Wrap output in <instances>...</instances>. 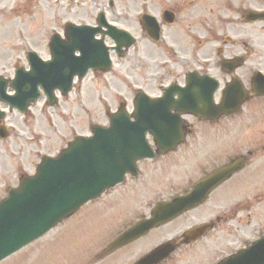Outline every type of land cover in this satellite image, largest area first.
I'll list each match as a JSON object with an SVG mask.
<instances>
[{
	"label": "rangeland",
	"instance_id": "obj_1",
	"mask_svg": "<svg viewBox=\"0 0 264 264\" xmlns=\"http://www.w3.org/2000/svg\"><path fill=\"white\" fill-rule=\"evenodd\" d=\"M109 1L0 0V6L5 8L6 13L0 33V71H13L14 65L27 66L25 50H36L47 58L54 32L63 34L68 22L95 24L101 11H106L109 20L128 29L138 38V43L127 53L114 56L112 69L100 73L90 72L86 78L77 79L69 95H59V104L52 106L46 102V114L39 116L37 128L33 123L37 135L27 136L35 137L34 141H28L27 144L21 140L15 145L8 142L5 156L8 159L17 156L18 161L22 158L21 163L28 173L35 172V165L44 155L59 154L74 140L76 134L89 135L94 125H109L108 113L117 110L122 103L127 102L131 109L138 89L142 88L151 95H160L163 93L162 84L165 86L171 81H183L187 71L202 65L196 63L197 58L207 61L210 56L245 57L246 62L237 65L240 68L235 74L250 92L255 71H264V28L257 21H245L240 14L243 10L255 8V0H114L112 9ZM165 8L175 10L177 20L173 24L163 25V40L154 42L140 24V16L147 9L160 19ZM219 47L223 48V52L218 53ZM221 72L220 68L210 70L218 78L234 80L235 75ZM220 96L219 92L217 100ZM39 104L41 106L43 103ZM186 118L193 123L195 135H201L205 141H224L221 150L229 153L252 151L255 164L248 166L249 181L243 184L241 190L252 191L250 181L259 186V190L264 189V98L252 94L238 113L217 121L195 116ZM199 141L198 138L192 144L185 143L180 150H208L210 146L214 149L215 145H220L215 142L205 147L203 142L198 144ZM20 147L18 153H10L12 148L17 151ZM23 149L26 151L23 152ZM3 152L1 148L0 153ZM174 156L168 154L162 159L144 160L140 165L142 184L121 185L106 192L43 238L0 264H92L99 252L118 234V230L134 223L145 213L149 214L156 198L167 196L168 192L177 193L187 186L184 184L189 169L187 173L185 168L172 163L163 165L162 160H176ZM12 162L15 164L16 158ZM6 166H0V199L7 195L11 186L19 183L15 168ZM19 169L16 167L17 171ZM261 193L263 199L255 200L254 208L241 214L244 224H232L234 231L227 235L229 239L239 243L252 241L264 234V192ZM209 207L202 209L199 215L196 212L189 213L95 264H134L158 244L163 235L164 241L203 220L199 217L209 214ZM222 241L226 243L227 240ZM203 251L213 252V249L208 246Z\"/></svg>",
	"mask_w": 264,
	"mask_h": 264
},
{
	"label": "water",
	"instance_id": "obj_2",
	"mask_svg": "<svg viewBox=\"0 0 264 264\" xmlns=\"http://www.w3.org/2000/svg\"><path fill=\"white\" fill-rule=\"evenodd\" d=\"M146 19L154 22L155 37L159 39L160 27L154 18L146 16ZM67 33V41H63L59 34L54 36L52 61L44 62L38 55H30L32 70L20 72L16 81V87L21 88L23 95L41 85L53 98L57 88L68 93L75 75L83 77L90 67H97L102 62L106 63L105 67L110 66L108 55L101 53L100 42L94 41L95 31L92 27L71 23ZM131 43L128 42V45ZM76 51H80L81 55H76ZM240 61L241 58L236 60L237 63ZM259 78L264 79L260 72L254 81L263 82ZM215 89L216 86H210L209 91L200 88L198 94L211 104ZM193 92V86L184 92L181 104L187 107L181 111L198 109L200 100L194 97ZM234 96L235 90L228 91L220 112L238 110L243 100L234 101ZM168 102L167 97L154 101L139 94L135 121H132V115L123 106L111 115L110 127L95 126L92 136H78L59 156L46 157L36 175L25 177L20 186L0 202V261L42 237L89 200L123 181L127 171H136L139 159L153 157L155 153L147 139L148 132L156 137L162 150L176 147L184 137L181 132V112L173 113ZM188 107L192 108L186 110ZM215 110L208 108L204 111L208 116L215 117L218 115ZM235 167L232 164L215 171L199 182L190 194L160 202L153 209L151 218L128 229L107 251L135 241L153 228L198 205L202 201L201 195L210 191L207 187L214 183L216 185L215 180L229 176ZM206 228L207 225L193 233L200 235ZM165 255L163 247L157 248L142 258L139 264H156ZM223 264H264V237Z\"/></svg>",
	"mask_w": 264,
	"mask_h": 264
},
{
	"label": "flooded vegetation",
	"instance_id": "obj_3",
	"mask_svg": "<svg viewBox=\"0 0 264 264\" xmlns=\"http://www.w3.org/2000/svg\"><path fill=\"white\" fill-rule=\"evenodd\" d=\"M255 1L257 3L255 8H257L258 10H264V0H255ZM0 4H2V2H0ZM20 7L21 4L19 8ZM166 9H170L177 17V13L175 10H173L172 8H165L164 10ZM243 12L244 10L242 11V13ZM0 15H1L0 18V33H1L4 27V25L2 27V22L5 21L6 19L5 8L1 6H0ZM258 23L262 25L264 21H259ZM261 25L260 27L264 28V26ZM145 31L147 35L150 37L148 31L147 30ZM107 39L108 37L106 38V41ZM113 44L114 43H110L111 54L116 52ZM219 50L223 52V48L222 49L219 48ZM222 62H223V58H219V57H216V59H214L212 56H210V58H208V60L205 62H201L197 58L196 63L202 64L200 66L198 65L197 70L200 72V74H210V70L220 68V70L222 71L221 73L223 74V72L226 71H224V69L222 68ZM205 65L209 67L204 68ZM18 67L19 65H14L13 71H6L5 69L0 71V76L3 77V79H0V149L2 148V150L4 151L2 154L0 153V166L7 164L6 168L7 167L15 168L18 162L17 156H12L9 159L5 156L6 153L5 149L7 150L8 148V142L10 143V145H15L18 144L21 140H24V142H26L27 144H29L28 141H34L35 137H27V136L37 135L36 130L33 128V123L35 122L34 125L37 128V122L40 120L39 116L45 115L47 111L46 105L40 106L39 104L41 101L42 103H46L48 101L44 95L41 96L39 101L31 103L30 105L31 109L28 110L27 113H22L20 112L19 109L12 107L10 105V102L8 100L10 99V96L13 95L15 92V89H13L12 87V80L14 79L16 73L15 70ZM96 72L100 73V71H96ZM234 75L235 74H233V76ZM221 79L223 80V82H225V84L231 80V79L225 80L226 78L223 77ZM185 83H186V79H184L181 84L184 85ZM57 104H59V102ZM184 128H185V132L187 133V140H186L187 144L188 143L192 144L194 142H197L198 138L200 140L198 144L203 142L204 143L203 146L205 147H207L210 143L217 142L212 140L205 141V139L202 138L201 135H195L192 129L193 126H189L188 123L184 125ZM217 143H219L220 145L219 146L215 145L214 149H211V146L210 149L208 150H198V151H186L179 149L158 155V157L162 159L166 157L168 154H174L176 160H170L169 162H167V160L164 159L162 160L163 165L166 163L167 166H169L170 163H172L175 166H180L185 168L187 173H188V169L190 170V173L184 184L187 186L184 187L182 190L178 191L177 193H185L189 191L194 185V183L202 179L210 172L214 171L215 169H218L219 167L227 163L234 161L235 159L241 158L243 156L245 157V167L243 169L238 170L229 179H227L221 185H219L209 195L208 199L202 205H200L198 208L190 212H187L186 214L178 218V219H182L185 216H187L189 213L191 214L196 212V215L202 214L203 211L201 210L205 209L206 206H210L209 207L210 213L204 215L207 217L204 216L199 217V219H203V220H200V222H196L189 225L188 228L196 224L211 221V223L214 226L213 229L207 231L203 237L191 243L186 242V238L184 236L186 233L185 230H187L188 228H186L182 232L174 234V236L165 239L164 241L166 240L172 241V244L175 246V250L160 264H217L222 260H224L229 255H231L232 253L236 252L238 249L246 246L248 243L247 240L244 242L238 241L239 243H236L235 239H229L227 235L229 234L230 231H234L233 225L241 226L244 224L245 220L241 218V214L242 213L245 214V211L247 209H253L255 200L263 199L260 193H257L254 199H250L247 196H243V197L241 196V191H243L241 190V188L243 187V184L246 181H249L247 175V168L248 166H253V164H255V162L252 161V158L255 154L250 150L245 152L234 151L233 153H229V151L221 150L224 147V141H218ZM21 147L17 151L15 150V148H12L10 153L11 154H16V152L18 153L19 151H21ZM195 147H199V146L195 145ZM24 151L26 150L23 149V152ZM14 158H16L15 164H13L12 162ZM141 176H143L142 171H140V173L137 176H132L129 174L126 180L117 187L131 183L135 185H140L142 184V182L140 181ZM186 176H184V179L186 178ZM128 180L131 181L127 183ZM171 185L172 182L170 181V186ZM222 240H227V241L226 243H224ZM208 246L212 247L213 252L203 251L206 250Z\"/></svg>",
	"mask_w": 264,
	"mask_h": 264
}]
</instances>
